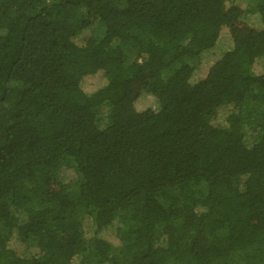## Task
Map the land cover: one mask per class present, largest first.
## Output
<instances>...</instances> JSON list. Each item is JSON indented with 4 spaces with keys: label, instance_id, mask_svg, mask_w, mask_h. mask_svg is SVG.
I'll return each mask as SVG.
<instances>
[{
    "label": "trees",
    "instance_id": "16d2710c",
    "mask_svg": "<svg viewBox=\"0 0 264 264\" xmlns=\"http://www.w3.org/2000/svg\"><path fill=\"white\" fill-rule=\"evenodd\" d=\"M250 2L0 0V264H264Z\"/></svg>",
    "mask_w": 264,
    "mask_h": 264
},
{
    "label": "rangeland",
    "instance_id": "374dc122",
    "mask_svg": "<svg viewBox=\"0 0 264 264\" xmlns=\"http://www.w3.org/2000/svg\"><path fill=\"white\" fill-rule=\"evenodd\" d=\"M244 1L248 3L247 5L249 6V9L252 10L253 8H252V4L250 0H244ZM245 20L254 27H257V28L260 27L259 22L256 19L255 15L253 16L247 15ZM228 48H230V44L228 42L227 36L223 33L219 36L218 41L216 45L214 46V48L204 52L201 55L200 64L197 68L196 76L194 80H198L202 78L205 74V71L212 64V62L218 56L222 55L226 50H228ZM256 69L261 73L264 72V60L257 61ZM98 84L99 83L97 82V80H94V78L86 79L82 83L81 88L85 94H91L97 89ZM136 107H137V110L139 111L144 110L146 108H151L153 107V99L148 95H143L137 101ZM59 177L63 182H71L76 179V174L74 173L73 168L69 166H64L59 173ZM113 223H114V226H118L120 224V218L116 216L115 219L113 220Z\"/></svg>",
    "mask_w": 264,
    "mask_h": 264
}]
</instances>
